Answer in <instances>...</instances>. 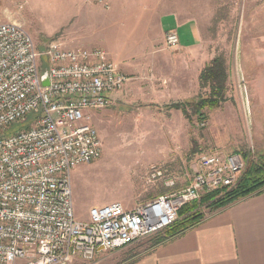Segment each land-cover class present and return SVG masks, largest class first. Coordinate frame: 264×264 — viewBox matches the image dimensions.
<instances>
[{
  "label": "rangeland",
  "instance_id": "obj_1",
  "mask_svg": "<svg viewBox=\"0 0 264 264\" xmlns=\"http://www.w3.org/2000/svg\"><path fill=\"white\" fill-rule=\"evenodd\" d=\"M104 2L0 0V21L23 26L41 52L52 41H61L69 49L105 48L139 67L128 76L130 83L119 101L91 114L103 152L72 173L77 219L87 221L93 206L120 203L131 210L186 189L203 153L241 154L246 169L248 158L264 156V0H192L195 11L187 18H198L204 43L193 52L168 49L166 35L154 50L142 49L158 45L157 31L144 19L148 14L142 12V0ZM119 10L139 14L129 19L106 16ZM220 56L229 75L226 103L195 115L193 104L210 93L199 84L201 71ZM41 62L45 70L48 59L42 57ZM179 103H187L189 118L167 106ZM156 169L176 177L178 186L169 189L162 179L154 180ZM238 182L186 205L175 224L216 213L215 207ZM167 231L120 251H100L90 262L76 258L74 264H124Z\"/></svg>",
  "mask_w": 264,
  "mask_h": 264
},
{
  "label": "built area",
  "instance_id": "obj_2",
  "mask_svg": "<svg viewBox=\"0 0 264 264\" xmlns=\"http://www.w3.org/2000/svg\"><path fill=\"white\" fill-rule=\"evenodd\" d=\"M165 46L179 50L176 31L166 34ZM127 81L103 50L52 41L41 52L23 26L0 21V264L93 261L100 251L122 250L165 231L186 205L238 182L243 156L214 150L198 157L186 189L131 210L120 203L94 206L87 221L77 219L72 173L103 152L91 114L108 109ZM30 116L28 128H15ZM152 178L169 189L178 186L162 170Z\"/></svg>",
  "mask_w": 264,
  "mask_h": 264
},
{
  "label": "crops",
  "instance_id": "obj_3",
  "mask_svg": "<svg viewBox=\"0 0 264 264\" xmlns=\"http://www.w3.org/2000/svg\"><path fill=\"white\" fill-rule=\"evenodd\" d=\"M191 1L142 0L141 3L144 4L142 12L148 14L144 19L149 20V26L152 27L153 32L157 31L158 36L156 40L158 45H147L142 49L154 50L159 47L164 40L162 35L172 30L179 34L182 44L181 49L178 50L180 52L181 50L193 52L204 44L200 21L198 18H187L190 12L195 11ZM138 14L139 12L137 14L126 13L124 10H119L113 14H106V16L114 18L120 15L124 19H129ZM158 18H161L160 22H156ZM137 27L136 25L135 28ZM101 49L108 54L110 61L119 65L120 72L128 79L121 91L111 95L112 105L110 107H112L126 91L131 80L128 76L134 75L132 71H138L139 67L131 65V61H125L126 59L121 54L105 48ZM201 74L199 76L200 86ZM228 79L227 72L225 101L222 104L227 100ZM172 105L167 106L172 110L180 111L171 108ZM94 116L95 114L91 118L93 122ZM124 264H264V192L211 214L196 226L163 243L153 244L144 253L136 255Z\"/></svg>",
  "mask_w": 264,
  "mask_h": 264
},
{
  "label": "trees",
  "instance_id": "obj_4",
  "mask_svg": "<svg viewBox=\"0 0 264 264\" xmlns=\"http://www.w3.org/2000/svg\"><path fill=\"white\" fill-rule=\"evenodd\" d=\"M226 80H227V67L226 61L223 57H216L208 66L205 67L201 74V86L203 89L209 88L210 93L207 97H201L193 104L194 114L199 115L205 109H215L225 101L226 93ZM187 103L174 104L171 108L180 110L186 117L189 118V112L187 110ZM33 117L30 116L25 123L20 125H26L28 128ZM264 192V156H260L257 160H250L248 158V167L240 178L237 187L228 192L225 195L223 201L215 207L216 212L252 197L256 194ZM212 196L206 197V199ZM220 209V210H219ZM182 214L180 211L179 215ZM204 218L198 217L196 219L186 218L179 224H173L169 230L165 232L163 237H159L155 244H160L168 239H171L186 230L199 224ZM165 230V231H166Z\"/></svg>",
  "mask_w": 264,
  "mask_h": 264
},
{
  "label": "water",
  "instance_id": "obj_5",
  "mask_svg": "<svg viewBox=\"0 0 264 264\" xmlns=\"http://www.w3.org/2000/svg\"><path fill=\"white\" fill-rule=\"evenodd\" d=\"M42 84L44 87H48L50 85V81H49V77H48L47 72H45L43 77H42Z\"/></svg>",
  "mask_w": 264,
  "mask_h": 264
}]
</instances>
